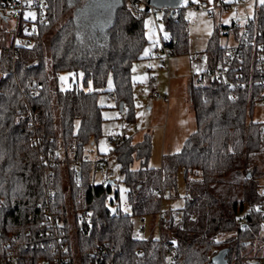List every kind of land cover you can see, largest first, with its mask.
I'll use <instances>...</instances> for the list:
<instances>
[{"label":"trees","instance_id":"16d2710c","mask_svg":"<svg viewBox=\"0 0 264 264\" xmlns=\"http://www.w3.org/2000/svg\"><path fill=\"white\" fill-rule=\"evenodd\" d=\"M47 1L51 21L40 31L36 45L14 50L8 42L0 51V257L15 251L32 256L35 264L53 257L52 250H43L46 226L38 209L44 199V170L38 156L42 150L58 161L53 169V209L74 233L81 254L110 246L125 264H162V244L151 236L134 235L135 218L162 214L168 223L163 240L174 244L175 264H214L213 258L222 250H227L229 264H248L259 235L262 199L251 164L264 150V124L248 120L261 101V88L253 85L251 73L256 72L255 51L248 48L245 65L231 68L232 86L207 80V73L227 57L219 26L215 27L204 51L205 83H192L188 92L196 129L180 151L162 156L159 169L148 165V135L137 143L127 138L115 147L131 209L125 213L109 206L112 183L93 182L96 167L83 160L84 147L102 136L104 118L98 96L110 77L116 107L123 103L124 119L135 121L132 68L148 44L146 0H122L109 30V43L92 49L78 35L69 0ZM186 9L179 8L173 15L170 10L163 12L168 34L164 47L170 55L189 53ZM251 34V38L261 34L264 40L263 9L257 31ZM68 72H81L84 86L91 84L93 90H62L58 77ZM239 72L243 74L240 81L236 80ZM34 137L40 146L33 143ZM61 149L65 166L60 162ZM78 159L82 163L76 167L72 161ZM136 160L140 167L134 169ZM180 171L186 188L184 205L163 210V202L176 197ZM118 198L116 192L112 206ZM24 245L30 247L25 250ZM213 248L217 251L212 253Z\"/></svg>","mask_w":264,"mask_h":264},{"label":"rangeland","instance_id":"374dc122","mask_svg":"<svg viewBox=\"0 0 264 264\" xmlns=\"http://www.w3.org/2000/svg\"><path fill=\"white\" fill-rule=\"evenodd\" d=\"M209 1L211 3L213 2V0ZM224 1L225 3H231L234 0ZM259 1L261 2L262 0ZM188 3V0H184L183 5L188 6ZM247 11L249 14L253 15V4L248 6ZM163 12L164 10H157V17H163ZM185 14L188 22L190 42L189 53L176 56L170 55L168 58L164 54L155 55V53H153L156 45L159 43V31L151 13L145 19V35L148 44L143 51L142 58L137 60L133 64L132 68V78L134 81L133 95L136 115L134 122H128L125 120L123 114L116 107L115 99L110 94L114 86L113 79L111 77L106 87L102 89V93L98 96V102L103 108L104 122L102 125V136L96 143L89 142V144L84 147V153L87 154L91 160L107 156L105 166L101 169H94L92 180L96 184L112 183V193L109 196V206L113 210L120 208L125 213H130L131 211L127 198V187L123 182V175L120 172V166L117 161L116 153L114 152V145H112V143L108 140V137L120 134H125L129 137L132 133H134L136 127H148L150 125L151 127H155L156 131H154V134H152V130L149 133L144 131L141 136L138 138L135 137L133 142L137 143L142 141L146 135L150 137L151 155L148 165L151 168L159 169L161 167L163 156L162 150L164 149V132L171 140L177 138L182 129L188 125L191 118L187 114L186 109L181 111L175 101L174 106L170 109L171 116L168 120L167 102L160 104L150 102V93L156 86H158L159 89H156L164 95V91H167V89L172 86V88L175 89V97H183L182 100L185 99V97L188 98V86L191 82L190 76H192V74L193 76L194 74L197 75L201 69L206 68L204 51L215 30V27L228 25L232 17L244 16L245 10L241 7H232V9L229 10H218L212 16L207 12L187 7ZM71 15L72 13H70L66 18H69ZM65 19L60 23V25L63 24ZM12 23L13 22L11 21L10 26ZM159 30L164 38H168V34L165 32L164 25L162 23L159 25ZM10 38V34L0 35V51L2 46L9 42ZM220 44L222 46H233L236 43L233 36L227 37L220 35ZM195 52L200 53L202 56L198 62H192V56ZM194 78L196 79V77ZM58 83L62 90L72 88L84 89L85 91L93 90L91 84L88 87L84 86L83 74L81 72L62 73L58 77ZM197 84L198 82L196 79L194 80V85ZM182 100L181 102H183ZM248 120L264 124V100L256 103L253 115L249 117ZM78 124L79 123L77 122L76 128ZM195 124L196 122L194 121V126ZM164 126H166L165 129ZM167 127L168 130H166ZM167 149L169 151V146ZM63 152V149H61V159H64ZM65 165L66 163L63 164V166ZM138 167H140V162L136 160L133 164V168L137 169ZM251 168L254 169L255 174H257V183L260 186H264V150L253 159ZM177 179L178 188L176 197L165 200L162 205L163 210L179 209L184 205L186 188L183 173L181 171L179 172ZM116 192H118L119 198L115 205L112 206L110 200L114 198ZM158 219L159 217L150 216L135 218V237L139 239H146L150 236L156 238L158 230L156 227L154 229L153 225H157ZM143 227L144 231H141ZM71 234L75 237L74 233L71 232ZM75 240L74 249L77 245L79 246L78 240ZM214 251H217V249L213 248L211 252L213 253ZM254 252L255 251H252V253Z\"/></svg>","mask_w":264,"mask_h":264},{"label":"built area","instance_id":"2783aa9c","mask_svg":"<svg viewBox=\"0 0 264 264\" xmlns=\"http://www.w3.org/2000/svg\"><path fill=\"white\" fill-rule=\"evenodd\" d=\"M188 2V6L182 4L181 8L188 7L211 15H214L218 10H229L232 7L244 8V16L232 17L228 25L219 26V35L233 36L236 44L225 46L227 57L217 69L207 73L206 79L213 82H225L229 87L232 86L229 77L231 68L237 66V69H240V67L245 65V52L248 48H252L255 51L253 64L256 67V72L251 71L253 73V85L261 88L260 98L264 100V40H262L261 34L250 37L252 31L255 33L257 31L259 13L261 9L264 10V2L259 0H234L231 3H225V1L218 3L213 1L211 3L209 0H188ZM250 4H253V15L247 11ZM144 5H146V2ZM149 11L153 15L159 31V43L156 45L154 53L169 55V51L164 47V37L159 30L162 17H157V9L154 7H150ZM11 21L13 23L10 26ZM50 21L51 6L47 0H0V35L10 34L9 42L14 50L33 48L36 45L40 31L47 27ZM201 57L200 53L194 54L192 62H198ZM202 73L196 76H199V83L204 85L205 80H203ZM236 75V80H243L241 72L236 73ZM152 98L156 101L166 99L159 92H153ZM108 140L117 147L125 142L127 137L125 134H120L109 136ZM39 142V138L34 137L33 143L36 146H40ZM38 156L41 167L44 170L42 179L44 199L38 206V209L43 213V223L46 226V235L44 237L46 243L43 246V250L49 248L53 251V257L48 256L41 260L39 264H125L122 255L114 247L98 246L87 255L80 253L78 245L74 249L76 238L70 234V230H67L64 221L54 213L53 209L55 202L53 169L58 161L53 154L42 150H38ZM83 160L92 162L96 169H101L105 166L106 157L91 160L85 154ZM60 162L62 164L67 163L64 159H60ZM81 163L82 160L79 159L72 161V164L76 167H79ZM260 195L262 198L258 206V211L261 215L260 230L257 239L252 245L255 252L251 254L248 264H264V186L260 188ZM157 217H159L157 225H154L153 228L155 229L156 227L158 232L157 237L154 239L162 244L160 251L162 264H175V246L172 243H165L163 240V233L167 230L168 223L162 214ZM242 220H247L245 212L242 214ZM141 231H144V227ZM29 247L30 245H24L23 249L26 250ZM0 264H35V261L30 255H19L15 251H9L5 257H0Z\"/></svg>","mask_w":264,"mask_h":264},{"label":"crops","instance_id":"0c3cea01","mask_svg":"<svg viewBox=\"0 0 264 264\" xmlns=\"http://www.w3.org/2000/svg\"><path fill=\"white\" fill-rule=\"evenodd\" d=\"M111 3L112 0H69V4L73 9V18L75 20V23L77 24L78 35L80 39L85 43L86 47L92 49L95 47L105 46L109 43V37H110L109 30L113 24V19H114V15H112L111 12L112 11L111 7L109 6ZM196 53L198 52H195L194 54ZM160 54H164V53H159V54L155 53V55H160ZM164 55L167 58L170 56V54L169 55L164 54ZM205 69H201L199 73H202ZM194 77H196L197 82H199V76L196 75L193 76L192 74V76H190L191 82L189 83L188 86V92L190 90L191 84L194 83V80H196ZM156 88L159 89L158 86H156L155 89H153V91L150 93L149 101L155 102L157 104L167 102L168 120L171 116L170 109L174 106L175 101L177 102L181 111H184L186 109L187 114L191 118L188 125L182 129L181 133L177 138L171 140L168 138V136H166L164 132V138H163L164 149L162 150L163 155L173 154L181 150L179 148L183 147L187 138L195 131L196 129V124L194 126L195 117L188 104L187 97H185V99L183 100H182L183 97H175L176 96L175 89H173L171 86L167 89V91H164L163 96H165L166 99L161 101H156L152 98L153 92H159L158 89ZM160 94L162 95V93ZM181 100L183 102H181ZM165 127L166 126H164V129ZM151 130L153 131L152 134H154L156 128L151 127V125L148 127L147 126H143L140 128L136 127L134 133H132L129 137L126 135V137L134 140L135 137L138 138L139 136H141L142 132L146 131L147 133H149ZM166 130H168V127ZM168 146H169V151L167 149ZM114 150H115V146H114Z\"/></svg>","mask_w":264,"mask_h":264},{"label":"water","instance_id":"95a60500","mask_svg":"<svg viewBox=\"0 0 264 264\" xmlns=\"http://www.w3.org/2000/svg\"><path fill=\"white\" fill-rule=\"evenodd\" d=\"M184 0H146V8L149 10L150 7H154L157 10H170L171 15L174 12L181 8ZM111 7L112 15H114L113 22L115 20L117 10L122 6V0H112V3L109 5ZM119 110L123 112L124 104H120ZM110 183V182H109ZM107 186L108 183H105ZM227 250L220 251L215 257L213 258L214 264H229L228 260L226 259Z\"/></svg>","mask_w":264,"mask_h":264},{"label":"snow or ice","instance_id":"6c2138e0","mask_svg":"<svg viewBox=\"0 0 264 264\" xmlns=\"http://www.w3.org/2000/svg\"><path fill=\"white\" fill-rule=\"evenodd\" d=\"M262 2H264V0H262Z\"/></svg>","mask_w":264,"mask_h":264}]
</instances>
